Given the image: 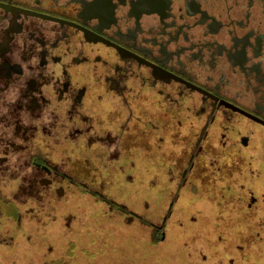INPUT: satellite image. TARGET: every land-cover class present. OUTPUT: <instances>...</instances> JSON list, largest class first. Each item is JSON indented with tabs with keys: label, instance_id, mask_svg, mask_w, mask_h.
I'll list each match as a JSON object with an SVG mask.
<instances>
[{
	"label": "flooded vegetation",
	"instance_id": "1",
	"mask_svg": "<svg viewBox=\"0 0 264 264\" xmlns=\"http://www.w3.org/2000/svg\"><path fill=\"white\" fill-rule=\"evenodd\" d=\"M116 168L264 261V0H0V193L106 205Z\"/></svg>",
	"mask_w": 264,
	"mask_h": 264
},
{
	"label": "rangeland",
	"instance_id": "2",
	"mask_svg": "<svg viewBox=\"0 0 264 264\" xmlns=\"http://www.w3.org/2000/svg\"><path fill=\"white\" fill-rule=\"evenodd\" d=\"M62 165H68L70 172L75 175L77 162L63 160ZM92 180L91 188L108 204L98 201L96 206L92 203L96 201L90 202L77 191L71 192L68 189L67 197L57 198L55 194H51L46 202L41 203L26 202L24 195L16 189L13 192H1L0 199L4 203H0V244L24 243V248L40 245L37 250L45 249L50 252L56 249L54 244L59 240L58 237L70 230L72 222L77 223L80 228L88 223L94 224L96 219L109 226L111 237L120 239L121 233L141 240L147 249L145 256L151 261L155 245L150 242L161 240L159 235L163 233L165 242L156 250L162 257L152 264H264V261L257 263L252 255L245 252L234 253L232 249L241 241L234 233L233 236L228 233V238L221 239L219 224L204 226L199 223L192 226L189 204L186 199L178 200L179 196L174 192V187L181 182L180 176L165 177L166 185H174L171 191L167 187H164L166 191L160 190L162 176L149 174L145 179L142 175L135 176L133 170L127 169L122 172L116 168L113 173L108 174L95 170ZM142 183L143 191H140ZM161 185L164 186L163 183ZM188 195L186 196L189 198ZM175 200L178 202L175 203ZM7 201L9 202L5 205ZM109 203L128 213L130 221H135V227L129 230L128 227L132 224L123 223L125 219L117 214V209L113 208L110 212ZM169 203H172L170 208ZM69 224L70 226H66ZM236 225L231 224L227 229L231 230ZM156 228H159L160 233L156 232ZM95 229L96 227L90 229L89 237L98 235H90ZM58 242L62 243L60 240L56 243Z\"/></svg>",
	"mask_w": 264,
	"mask_h": 264
},
{
	"label": "trees",
	"instance_id": "3",
	"mask_svg": "<svg viewBox=\"0 0 264 264\" xmlns=\"http://www.w3.org/2000/svg\"><path fill=\"white\" fill-rule=\"evenodd\" d=\"M93 223L80 228L77 223H72L70 230L63 233L65 236L61 234V237H58L62 243H56L59 241L57 240L54 244L56 249L50 252L45 249L37 250L40 245L24 248V243L0 244V264H152L162 257L156 250L165 240L150 242L155 245L151 261L146 257L147 249L141 240L133 239L132 235L123 236L121 233L120 239L111 237L110 228L106 223L96 219ZM94 227L96 229L92 230L90 235H98L89 237L88 233ZM133 227L134 224L128 229Z\"/></svg>",
	"mask_w": 264,
	"mask_h": 264
}]
</instances>
